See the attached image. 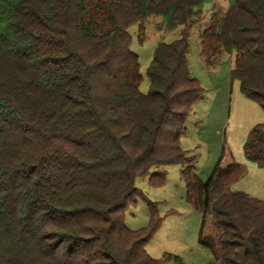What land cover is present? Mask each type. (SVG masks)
Segmentation results:
<instances>
[{
  "label": "trees",
  "instance_id": "obj_1",
  "mask_svg": "<svg viewBox=\"0 0 264 264\" xmlns=\"http://www.w3.org/2000/svg\"><path fill=\"white\" fill-rule=\"evenodd\" d=\"M203 1L0 0V264H184L147 251L164 220L157 205L146 226L125 222L147 199L137 177L154 171L162 186L177 163L211 264H264V199L228 190L245 165L220 158L203 181L181 145L205 93L188 60ZM151 14L183 27L157 45L143 92L129 28ZM200 40L207 65L237 54L231 78L264 110V0H234ZM244 151L264 165L263 124Z\"/></svg>",
  "mask_w": 264,
  "mask_h": 264
},
{
  "label": "rangeland",
  "instance_id": "obj_2",
  "mask_svg": "<svg viewBox=\"0 0 264 264\" xmlns=\"http://www.w3.org/2000/svg\"><path fill=\"white\" fill-rule=\"evenodd\" d=\"M234 0H204L195 14L190 28L188 53L192 74L199 79L205 89L202 99L193 106L186 121V135L181 145L195 158V168L203 181L212 173L220 158L224 165L234 161L243 163L246 172L229 186V191L248 193L264 199V165L249 160L244 144L250 130L264 125V110L255 101L244 96L240 83L231 78L237 54L224 53L215 64L207 65L200 53V33L224 16ZM167 16L151 14L140 24L132 25L131 48L140 57V71L143 75L141 90L148 92L150 80L147 74L160 42H172L181 37L183 26H170ZM166 182L156 186L151 182L152 175L140 176L136 185L145 193L147 199H138L127 210L126 225L139 229L149 222V209L157 205L164 216L157 233L147 244V251L154 258L166 252L180 255L184 264H211L214 255L210 248L199 241L202 215L187 202V185L181 178L182 164L164 167ZM205 232L215 234L210 219Z\"/></svg>",
  "mask_w": 264,
  "mask_h": 264
}]
</instances>
